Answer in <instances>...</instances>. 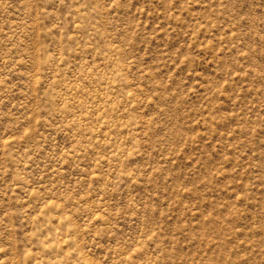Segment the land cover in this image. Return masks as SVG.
<instances>
[{
    "label": "rangeland",
    "instance_id": "obj_1",
    "mask_svg": "<svg viewBox=\"0 0 264 264\" xmlns=\"http://www.w3.org/2000/svg\"><path fill=\"white\" fill-rule=\"evenodd\" d=\"M0 264H264V0H0Z\"/></svg>",
    "mask_w": 264,
    "mask_h": 264
}]
</instances>
